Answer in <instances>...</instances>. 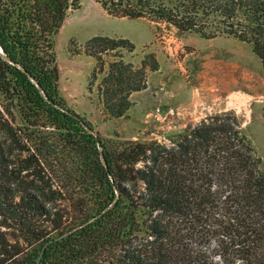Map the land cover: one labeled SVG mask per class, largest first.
<instances>
[{
    "label": "trees",
    "instance_id": "trees-1",
    "mask_svg": "<svg viewBox=\"0 0 264 264\" xmlns=\"http://www.w3.org/2000/svg\"><path fill=\"white\" fill-rule=\"evenodd\" d=\"M94 1L248 43L264 68V0ZM79 7L0 0V264H264L262 159L235 112L168 143L114 142L67 106L54 38ZM119 48L135 51L95 36L86 54L99 63ZM159 69L153 55L140 68L112 62L99 86L108 117H125Z\"/></svg>",
    "mask_w": 264,
    "mask_h": 264
},
{
    "label": "rangeland",
    "instance_id": "rangeland-1",
    "mask_svg": "<svg viewBox=\"0 0 264 264\" xmlns=\"http://www.w3.org/2000/svg\"><path fill=\"white\" fill-rule=\"evenodd\" d=\"M76 3L80 7L69 12L54 38L59 85L67 106L90 121L96 134L114 142H167L207 116L233 111L264 170V68L250 44L227 36L207 39L149 18L113 17L94 0ZM95 36L127 39L135 51H109L98 63L86 54ZM148 55L159 71H147L148 88L132 95L125 117H108L99 86L109 65L123 60L140 68Z\"/></svg>",
    "mask_w": 264,
    "mask_h": 264
}]
</instances>
